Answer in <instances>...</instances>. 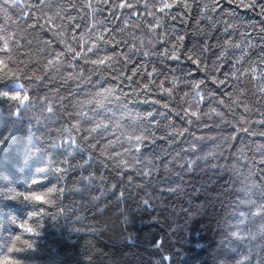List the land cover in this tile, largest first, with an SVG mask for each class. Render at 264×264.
<instances>
[{"label":"trees","instance_id":"obj_1","mask_svg":"<svg viewBox=\"0 0 264 264\" xmlns=\"http://www.w3.org/2000/svg\"><path fill=\"white\" fill-rule=\"evenodd\" d=\"M0 61V260L264 264V0H0Z\"/></svg>","mask_w":264,"mask_h":264},{"label":"snow or ice","instance_id":"obj_2","mask_svg":"<svg viewBox=\"0 0 264 264\" xmlns=\"http://www.w3.org/2000/svg\"><path fill=\"white\" fill-rule=\"evenodd\" d=\"M3 64V61H0V65ZM9 75V73L5 72L4 76H0V80H3L5 78H7ZM0 97H4L7 98L11 101H19L20 103H24L25 101L28 100L27 96H22L21 92L16 91V92H9V91H4V90H0ZM23 195V194H21ZM26 200H34L36 202H40V203H46L48 202L46 200V195H41V194H35L33 193L30 196H25L24 197ZM32 215H36V213H32ZM21 227H24V225H21ZM27 232L29 233H33V228L31 227H27L26 228ZM17 239H19V237H17ZM25 243L28 245L29 248H32L33 245L31 243H28L27 241H25ZM13 249H9V251H12ZM0 264H13V261H11L10 258L5 257L3 260H0Z\"/></svg>","mask_w":264,"mask_h":264},{"label":"rangeland","instance_id":"obj_3","mask_svg":"<svg viewBox=\"0 0 264 264\" xmlns=\"http://www.w3.org/2000/svg\"><path fill=\"white\" fill-rule=\"evenodd\" d=\"M117 115H118V116H121V114H118V113H117ZM81 119L84 120V117L81 118ZM84 122H85V121H84ZM124 161H129L128 157H126V158L124 159Z\"/></svg>","mask_w":264,"mask_h":264}]
</instances>
